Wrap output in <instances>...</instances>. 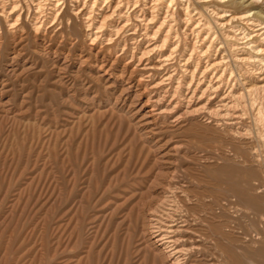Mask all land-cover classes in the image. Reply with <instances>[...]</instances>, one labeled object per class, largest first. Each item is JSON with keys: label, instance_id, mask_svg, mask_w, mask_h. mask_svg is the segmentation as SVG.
Here are the masks:
<instances>
[{"label": "rangeland", "instance_id": "rangeland-1", "mask_svg": "<svg viewBox=\"0 0 264 264\" xmlns=\"http://www.w3.org/2000/svg\"><path fill=\"white\" fill-rule=\"evenodd\" d=\"M66 2L47 32L27 15L21 32L0 27V264H165L145 233L163 204L193 225L197 264H264L263 98L245 141L146 125L148 95L114 80L126 60L94 69L99 47ZM245 9L264 20V2Z\"/></svg>", "mask_w": 264, "mask_h": 264}, {"label": "bare ground", "instance_id": "bare-ground-1", "mask_svg": "<svg viewBox=\"0 0 264 264\" xmlns=\"http://www.w3.org/2000/svg\"><path fill=\"white\" fill-rule=\"evenodd\" d=\"M69 1L72 16L85 29L89 50L99 47L93 68L113 74L114 64L125 59L114 80L128 85L126 95L132 87L138 99L148 95L138 109L150 107L143 115L146 125H153V118L175 128L196 122L245 141L252 127L247 105L254 97L263 98L260 104H250L254 121L264 114V20L258 11L245 9L264 0H246L247 6L230 0ZM66 3L0 0V27L4 24L10 34L21 32L20 22L27 15L34 34L47 32L62 23ZM112 55L115 60L109 66ZM232 65L241 74L235 75ZM252 157L260 162L262 154L255 151ZM175 206L163 204L149 215L148 241L165 264H197L191 258L199 247L186 238L195 230Z\"/></svg>", "mask_w": 264, "mask_h": 264}]
</instances>
